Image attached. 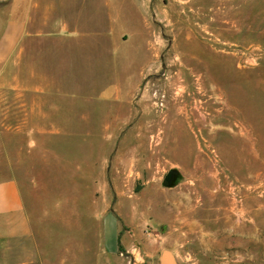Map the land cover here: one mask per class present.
Masks as SVG:
<instances>
[{
  "label": "rangeland",
  "instance_id": "obj_1",
  "mask_svg": "<svg viewBox=\"0 0 264 264\" xmlns=\"http://www.w3.org/2000/svg\"><path fill=\"white\" fill-rule=\"evenodd\" d=\"M150 6L123 11L138 30L146 13L157 52L144 134L112 135L127 110L114 101L76 102L60 119L73 132L53 141L0 117V180L15 175L32 222L0 240V264H158L164 250L176 264H264V0ZM51 142L46 157L35 146Z\"/></svg>",
  "mask_w": 264,
  "mask_h": 264
},
{
  "label": "crops",
  "instance_id": "obj_2",
  "mask_svg": "<svg viewBox=\"0 0 264 264\" xmlns=\"http://www.w3.org/2000/svg\"><path fill=\"white\" fill-rule=\"evenodd\" d=\"M141 1L147 13L151 0ZM124 8V0H0V117L19 121L10 128L53 141L73 132L60 119L73 117L76 102L114 101L127 110L112 135L144 134L134 120L147 111L140 91L156 69L157 52L146 13L138 30L123 20ZM135 42L144 55L125 54ZM38 144L45 157L53 152L52 142L51 147ZM184 211L190 225L195 213ZM234 228L230 222V234L237 232ZM31 231L19 182L9 175L0 180V240L27 237Z\"/></svg>",
  "mask_w": 264,
  "mask_h": 264
},
{
  "label": "water",
  "instance_id": "obj_3",
  "mask_svg": "<svg viewBox=\"0 0 264 264\" xmlns=\"http://www.w3.org/2000/svg\"><path fill=\"white\" fill-rule=\"evenodd\" d=\"M173 177H174V173H169L166 176V181L168 183H171L172 180H173ZM160 264H176L175 260H173V258H172V254H171L170 251L164 250L161 253V256H160Z\"/></svg>",
  "mask_w": 264,
  "mask_h": 264
},
{
  "label": "built area",
  "instance_id": "obj_4",
  "mask_svg": "<svg viewBox=\"0 0 264 264\" xmlns=\"http://www.w3.org/2000/svg\"><path fill=\"white\" fill-rule=\"evenodd\" d=\"M160 102H161L160 105H163L162 101H160Z\"/></svg>",
  "mask_w": 264,
  "mask_h": 264
}]
</instances>
